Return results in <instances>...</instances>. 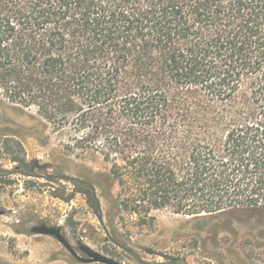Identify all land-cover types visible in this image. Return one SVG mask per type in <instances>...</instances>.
Segmentation results:
<instances>
[{"label":"trees","instance_id":"trees-1","mask_svg":"<svg viewBox=\"0 0 264 264\" xmlns=\"http://www.w3.org/2000/svg\"><path fill=\"white\" fill-rule=\"evenodd\" d=\"M0 95L33 121L0 131H68L110 165L108 187L70 179L99 219L98 189L201 232L264 212V0H0Z\"/></svg>","mask_w":264,"mask_h":264},{"label":"rangeland","instance_id":"rangeland-1","mask_svg":"<svg viewBox=\"0 0 264 264\" xmlns=\"http://www.w3.org/2000/svg\"><path fill=\"white\" fill-rule=\"evenodd\" d=\"M2 119L33 125L27 110L0 95V125ZM0 139V166L13 172L5 179L9 183L0 182V210L5 211L0 216V264H84L54 237L31 233L32 227L41 224L60 226L80 256L85 257L79 249L84 244L121 264H264V212L229 214L221 218V224L201 232L191 223L193 218L183 213L187 209L180 213L154 209L149 216L144 213L147 209H141L138 215L112 209L98 189L104 215L101 221L86 196L79 193L83 185L70 179L97 181L108 187L110 165L102 156L68 147L73 141L68 131L21 139L0 131ZM16 140L21 147L12 143ZM15 155L25 156L28 166L21 168L13 162ZM36 161L48 167L41 170ZM97 173L103 176L96 177ZM108 214L124 249L107 235L112 230ZM143 219L146 222L141 225ZM149 251L169 255L177 262Z\"/></svg>","mask_w":264,"mask_h":264},{"label":"water","instance_id":"water-1","mask_svg":"<svg viewBox=\"0 0 264 264\" xmlns=\"http://www.w3.org/2000/svg\"><path fill=\"white\" fill-rule=\"evenodd\" d=\"M36 167H38L41 170H44L48 167L47 164L45 165H39V162H35ZM5 211L0 210V216L4 215ZM102 221V219H101ZM32 234H38V235H45V236H51L54 237L57 241H59L66 249L67 251L79 262L84 264H121L120 262L114 260L113 258H110L106 255H103L93 249H91L89 246L80 244V251L85 255V257L80 256L79 253L75 250V248L71 245L69 240L65 237V235L62 232V228L60 226L54 227V226H48L46 224L37 225L31 228ZM109 236V233H107ZM122 248V247H121ZM124 249V248H122ZM150 254L159 255L167 260L175 261L176 258L171 257L169 255L163 254V253H157L155 251H149Z\"/></svg>","mask_w":264,"mask_h":264},{"label":"flooded vegetation","instance_id":"flooded-vegetation-1","mask_svg":"<svg viewBox=\"0 0 264 264\" xmlns=\"http://www.w3.org/2000/svg\"><path fill=\"white\" fill-rule=\"evenodd\" d=\"M174 262H177V260H175Z\"/></svg>","mask_w":264,"mask_h":264}]
</instances>
